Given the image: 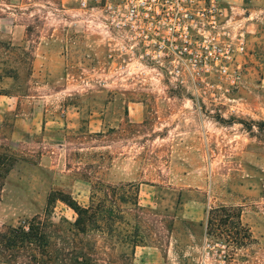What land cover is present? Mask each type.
<instances>
[{
    "label": "rangeland",
    "instance_id": "1",
    "mask_svg": "<svg viewBox=\"0 0 264 264\" xmlns=\"http://www.w3.org/2000/svg\"><path fill=\"white\" fill-rule=\"evenodd\" d=\"M223 14L244 52L177 80L115 73L78 0H0V264H71L70 201L88 207L93 188L99 228L79 237L93 259L131 264L151 244L203 264L209 243L264 264V0ZM33 219L38 247L6 248Z\"/></svg>",
    "mask_w": 264,
    "mask_h": 264
},
{
    "label": "built area",
    "instance_id": "2",
    "mask_svg": "<svg viewBox=\"0 0 264 264\" xmlns=\"http://www.w3.org/2000/svg\"><path fill=\"white\" fill-rule=\"evenodd\" d=\"M78 6L89 18L97 12L117 74L180 80L227 73V64L245 50L244 34L238 38L224 19L223 0H78ZM226 248L206 243L202 263L228 264Z\"/></svg>",
    "mask_w": 264,
    "mask_h": 264
},
{
    "label": "trees",
    "instance_id": "3",
    "mask_svg": "<svg viewBox=\"0 0 264 264\" xmlns=\"http://www.w3.org/2000/svg\"><path fill=\"white\" fill-rule=\"evenodd\" d=\"M54 198L51 200L53 201ZM99 190L98 188L92 189V198L88 207L79 205L76 201H70V207L76 212L78 218L75 223L72 224L70 234L71 250H70V262L71 264H97L100 260L93 259L87 252H94L95 247L91 250L83 246V242L79 240L80 235L87 236L90 231L95 228H99V219L101 215V207L99 202ZM34 223L30 224V227L19 228L13 230L12 237L6 239L5 236L1 238V242L6 243V248H19V249H32V247H38V243L42 242L43 229L35 224L37 219H33ZM40 225V221L38 222ZM40 241V242H39ZM79 241V242H78ZM88 250V251H87Z\"/></svg>",
    "mask_w": 264,
    "mask_h": 264
},
{
    "label": "crops",
    "instance_id": "4",
    "mask_svg": "<svg viewBox=\"0 0 264 264\" xmlns=\"http://www.w3.org/2000/svg\"><path fill=\"white\" fill-rule=\"evenodd\" d=\"M171 254L170 248L163 251L155 245L141 244L135 245L129 258L131 264H170ZM97 264H108V262L100 260Z\"/></svg>",
    "mask_w": 264,
    "mask_h": 264
}]
</instances>
